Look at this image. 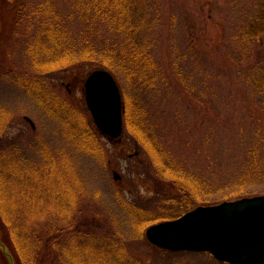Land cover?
<instances>
[{
	"label": "rangeland",
	"instance_id": "374dc122",
	"mask_svg": "<svg viewBox=\"0 0 264 264\" xmlns=\"http://www.w3.org/2000/svg\"><path fill=\"white\" fill-rule=\"evenodd\" d=\"M85 1L0 0V107L9 113L8 128L0 136V169L10 179L3 208L25 216H73L78 224L70 238L54 219L59 227L49 233L41 229L46 237L38 254L42 264H64L52 244L57 239L71 253H78L75 245L90 241L94 249L78 254L93 264H113L99 260L95 249L98 237L115 236L110 217L124 225L131 222L136 209L125 204L137 206L135 214L144 220L176 219L184 207L176 201L197 185L206 200L215 202L197 207L264 194L263 179L245 185L239 179L249 176L253 159L264 160V32L246 35L251 24L260 23L264 0H135L142 21L134 36L148 44L160 81L156 89L140 88L139 82L112 73L122 94L124 127L114 141L98 130L85 98L88 75L103 68L68 55L74 67L49 74L33 69L35 58L50 56L35 44L49 40L41 35L46 26L58 24L76 40L89 26V37L98 45L119 41L128 46L134 40L109 34L111 21L86 12ZM126 96L154 128L171 168L186 177L183 184L164 179L132 138L124 121ZM81 117L101 152L84 138ZM151 225L126 232L129 257L149 264H226L208 253L152 246L146 239ZM0 264H5L1 254Z\"/></svg>",
	"mask_w": 264,
	"mask_h": 264
},
{
	"label": "trees",
	"instance_id": "16d2710c",
	"mask_svg": "<svg viewBox=\"0 0 264 264\" xmlns=\"http://www.w3.org/2000/svg\"><path fill=\"white\" fill-rule=\"evenodd\" d=\"M136 4L137 2L135 0H86L83 8L91 15L97 14L99 16H105L107 20H110L111 24H108V29L111 31L109 34L119 32L127 37H133L135 32L139 31V25L142 21ZM112 12L115 13V16H113ZM128 13H130V16L126 17ZM87 28L89 32H86L85 35H82L81 33L80 38L76 40L75 38H71L70 32L64 28L60 29V25L58 24L53 27L46 26L41 35H47V39L49 40H47V43H44L38 39L35 41V44L40 46L45 53H50V56L42 60L37 58L34 59L33 69L35 68V72L39 70V73L49 74L62 69L66 70L74 64V62L68 63L66 59L68 55L73 58L82 56V60L89 63L88 66L90 67L107 69L116 76L121 74L128 80H135L136 83L139 82L138 85L140 88L148 87L156 89L160 81V73L157 71L160 67L158 68V65H156V59L154 60L150 56V49L144 40H140L139 37L136 39L134 36V40L127 43L128 46H126V43L124 44L119 41L110 43L104 41L102 44L98 45L96 40L94 41L89 37L91 36L90 27L88 26ZM263 32L264 12L262 18L260 19V23L251 24L246 31V35H250L249 37H261V33ZM130 50L132 53H127ZM61 58L66 59L65 64L61 62ZM72 67H74V65ZM256 78H258L257 75L255 76V79ZM35 82L46 85L43 79H38ZM50 94H52L56 101L61 100L58 95H54L51 91ZM126 98L129 97L126 96L124 100V121L128 126L129 133L132 138L136 140L137 144L147 150L150 155L151 162L158 168L164 179H175L177 182L183 184V180L185 181L184 178L186 177L182 173L181 176H179L178 173H175L179 170L172 169L170 164L167 162L168 159L164 147L157 141L158 138L156 137L154 131H152L154 128L145 119H143L144 115H141L142 112L139 108L135 109V106L132 104L130 98ZM80 119L82 124L85 126V129H83L84 138H86L87 141H90L88 144L94 143L92 150L101 152L100 148L102 145L100 147L98 138L92 132L90 125L85 119H83V117ZM8 120L9 113L7 110L0 107V136L6 128H8ZM253 162L255 166L250 167L249 176L247 178L240 176L239 179L243 181L242 183H244H240V185L252 184L254 183L253 181L260 178L264 180V160L253 159ZM8 181H10V179H8V177L3 174V170L0 169L1 257L3 258L5 264H42L39 263L38 254L46 237L41 235V229L45 228L48 230V233L52 232L60 226L53 225L52 223L58 222L62 225L60 226L61 228L57 229L61 231L66 230V232L68 231V238H70L78 233V231L74 232V229H78V224L74 223L76 222V218L73 216H67L63 219H58L57 217L44 218L42 215L35 216L32 214H30V216H25L20 213V211L18 213V210L9 213V211H6L7 209L3 208V205L7 204L6 196L8 191L6 189V185ZM186 182H188L187 179ZM180 188L186 190L184 187ZM204 191L205 190L202 185H197L193 191L190 192L191 195H184V198L176 201V203H179L181 207L184 206L179 212H177L179 213L178 216L185 214L200 204L209 205V203H215L206 200V198L202 195V192L204 193ZM11 192L14 191L11 189ZM204 194L206 195V193ZM75 200L77 202V198H72L71 204H76ZM125 205L136 209L135 212L139 209L134 205ZM135 212L131 222L126 225L121 224L115 218L110 217V227L114 231L115 236L112 237L109 235V238L104 236L98 237L99 239L97 241H100V247L95 250L99 254L98 258L100 256L99 260H106L107 262L112 261L113 264H149L148 261L129 257V253L125 247V242L127 240L126 232L128 233L129 228L133 226L140 228V226L143 225L140 229L142 231L151 224L173 218L161 216L155 219L144 220L142 216L135 214ZM53 219L55 222H53ZM142 222L143 224H141ZM124 226H126L128 231L124 229ZM70 233L74 235H71ZM82 239L92 240V238L87 237H82ZM89 242L90 241H82V243L75 245L77 246L75 251L81 254L89 252L90 249H94L89 246ZM52 244L54 248L61 251L62 257L65 259V261L63 260L64 264H93L87 257L83 256V258L78 253H71V251L67 249L66 244L63 246L62 241L59 239L53 241ZM71 247L72 246H69V248Z\"/></svg>",
	"mask_w": 264,
	"mask_h": 264
},
{
	"label": "water",
	"instance_id": "95a60500",
	"mask_svg": "<svg viewBox=\"0 0 264 264\" xmlns=\"http://www.w3.org/2000/svg\"><path fill=\"white\" fill-rule=\"evenodd\" d=\"M85 98L98 130L110 140H119L124 129L123 100L112 73L91 72ZM146 239L165 251L209 253L227 264H264V194L199 206L151 225Z\"/></svg>",
	"mask_w": 264,
	"mask_h": 264
}]
</instances>
